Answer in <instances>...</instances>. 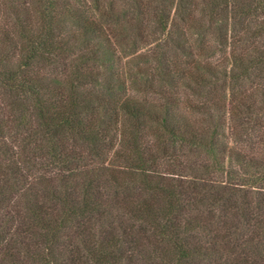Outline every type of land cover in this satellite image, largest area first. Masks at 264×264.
I'll list each match as a JSON object with an SVG mask.
<instances>
[{
    "label": "trees",
    "instance_id": "trees-1",
    "mask_svg": "<svg viewBox=\"0 0 264 264\" xmlns=\"http://www.w3.org/2000/svg\"><path fill=\"white\" fill-rule=\"evenodd\" d=\"M117 1L0 0V264H264V0Z\"/></svg>",
    "mask_w": 264,
    "mask_h": 264
},
{
    "label": "rangeland",
    "instance_id": "rangeland-1",
    "mask_svg": "<svg viewBox=\"0 0 264 264\" xmlns=\"http://www.w3.org/2000/svg\"><path fill=\"white\" fill-rule=\"evenodd\" d=\"M147 5H148V8H146L143 13H146V15L148 14L149 16L151 14L154 15V11H153L154 10V2L149 1ZM124 7H125V4L122 0H119L116 2L115 8L122 9ZM193 15L194 16L191 18H196V16H198V13H194ZM188 21L189 20H187L185 22L177 21L176 23L180 24L179 28L181 30L185 31ZM144 25L146 27V29L144 31L148 32L149 26H147L146 24H144ZM144 34L146 35V33H144ZM147 45L148 44H146V43H143V44L137 43L134 46H132V48L125 50L126 51L125 54L123 51L120 52V58L121 59H120L119 64H118V69L123 73H126V71H127V74L129 73V71L136 72V75H133V72H131L132 74L130 77H134V76L139 77L137 81H142V84L144 83L143 78L138 74L139 71H142V66L137 65V61H138L139 55H144V54L149 53L150 51L154 50L153 49L154 47L152 45L150 47H148ZM201 59L205 60L203 58H201ZM218 60H219V56H216V57H214V59H211L209 62L213 64V63H216V61H218ZM180 63L182 65H184L185 62H184V60H181ZM123 78H125V76ZM126 84H127V94L134 97L138 101L143 102V103H150L152 105L160 102V98L158 95V92L160 89L157 86L153 85L152 88L144 90V89H141L142 84H141V86H138V84L136 86L133 85V80L131 78H127ZM252 87H253V85L248 86V88H247V91H249L248 93L252 92ZM165 91H168V89L165 88ZM218 91H221V89H218ZM218 91H216V92L214 91L215 95H217V96L223 95V93L221 94ZM177 93H178L177 95H178V99H179V102H178L179 111L182 112L183 114L189 116V117H192V118L196 117L195 115L190 113L189 104H187V102H186L188 100L192 101V102H197L196 98L193 95H191L188 91H185L184 89L178 90ZM260 149L261 148H259L257 151L260 152L261 151Z\"/></svg>",
    "mask_w": 264,
    "mask_h": 264
}]
</instances>
